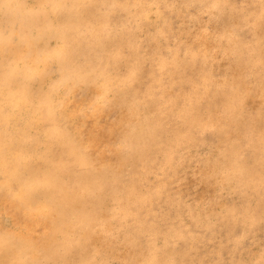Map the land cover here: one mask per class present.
<instances>
[{"label": "rangeland", "instance_id": "obj_1", "mask_svg": "<svg viewBox=\"0 0 264 264\" xmlns=\"http://www.w3.org/2000/svg\"><path fill=\"white\" fill-rule=\"evenodd\" d=\"M73 66L87 85L35 107V93L52 83L54 94L59 69ZM66 141L96 164L95 190L102 176L128 187L117 207L112 185L96 197L104 225L80 213L84 238L75 223L62 228L55 201L79 195L89 175L61 157ZM0 159L10 172L0 264H36L20 259L25 240L54 243L51 264H264V0H0ZM238 161L247 171L233 179ZM45 178L50 188L35 192ZM81 197L88 208L92 197Z\"/></svg>", "mask_w": 264, "mask_h": 264}, {"label": "bare ground", "instance_id": "obj_2", "mask_svg": "<svg viewBox=\"0 0 264 264\" xmlns=\"http://www.w3.org/2000/svg\"><path fill=\"white\" fill-rule=\"evenodd\" d=\"M115 4L117 6L119 3L116 1ZM260 22H258V23H260ZM87 35H88L89 38L93 37V34H91V33L86 31L85 32V36H87ZM73 68H74V66L71 67V68L63 67V68L59 69L60 77H59V80L57 81V83H55L57 88L54 90V92H55L54 94L49 93L51 91V89H52V85H53L52 83H48V87H49L48 90L47 89L46 90L41 89L40 91L35 93V107H37L40 104H43V103L47 102L48 100H50V98H53V99L56 98L57 102H59V103L60 102H64V98L61 96L62 95V93H61L62 89L61 88H63V86H65V85H69V88L71 86L70 96L74 95L75 92L79 91L83 86L87 85V81H86L85 75L74 76L75 74H72V76H70ZM94 68H95L94 71L97 72V76H99L100 80L103 81V85L105 86V89L106 90H107V88L110 89V85H111L110 84V79L112 77H111V71L109 70L107 65L102 66L99 63H97L94 66ZM192 68H193V66H192ZM9 70H11V69H9ZM181 70H183V69H181ZM25 73H27V72H25ZM90 74H91V70H90ZM168 80L171 82L170 84L173 85V84L176 83L177 78L169 77ZM137 92H138L137 88H133L132 91L130 92L134 99L136 97L135 94ZM105 93L106 92H104V94ZM87 97H89L91 99L93 96L87 95ZM99 97H102V96L100 95ZM103 98L105 99V97H103ZM94 99L95 98H93L92 100H94ZM132 108L135 109V105L134 104L132 105ZM11 113L12 114L10 116H14L16 114L15 112H13V110L11 111ZM52 117L50 115V118H51L50 120L53 119ZM55 117H57V115ZM195 125H197V124H193L191 126V131H190L189 136H188V139H189L190 142H192L193 139L195 138L194 133L197 134L196 133V129H195ZM160 134L161 135H165L166 132L163 130V131L160 132ZM123 135L128 137V139H131L133 141L132 143H133L135 149H140L141 148V146H142L141 136L136 134L133 129L128 128ZM55 136L57 137V135H55ZM169 138H167V142L163 145L165 148H169L171 146V145H168L169 142L171 141V140H169ZM227 143L228 144L226 146L229 147L230 153L234 154L233 152H234V149H235V151H237L235 153H237V155H238V152L242 148L241 144L239 143V141L237 142L236 140L232 141L230 139L229 140L227 139ZM64 145H65L64 146L65 147L64 148L65 153L61 157H63L64 159H68V161L71 160L72 155H74L76 158H79L80 161H81V163L79 165V168H81V171H79V172H86L89 175L84 177L85 179H83L84 181H82L83 185L80 188L81 193L79 195H76V193H77L76 192L73 197H69V198H63L62 196H58L55 201L58 202V203H63L64 204L63 211H62V214H61V219H60L62 228L66 224H69V223L74 224L75 223L76 225L80 226V228L83 229L82 233L80 235V238H84V237H88L86 235L87 231H88L87 229H89V226H87L88 225V223H87L88 219H85V217L84 218L83 217L80 218V213L89 212L90 215L92 216V219H93V223L92 224L96 225L98 223L99 226L100 225L102 226V224L104 223L103 219H102L103 218V209L101 207L100 200H97L96 197L98 195H100V193L105 192V191H103V190H105V188H110V185H112V188H113L112 192H114L113 206L117 207V206H119L120 202L123 200L124 195H127L126 192H127L128 187L124 183H120L119 184V182L117 181V178H114L113 183L109 184L108 180L106 179L107 176H104V177L102 176V177H100L102 179L99 180V182H103V183L105 182L106 185L102 184V185L99 186V188L97 190H95L94 182L96 180L94 178V175L91 176L89 172L93 171L94 167H96V164H94V162L92 161L91 156L90 155H84L79 149L74 147V143L73 142L70 143V142L66 141V143ZM6 148H7V144H3L2 147H1V150L5 151ZM45 160H47V159H45ZM133 161L136 164H138V169H140L141 172H147V170H148L147 169V165H146V163H145L143 158L138 156V157H135V159ZM243 167L244 166H243L241 161H238V162L234 163V166L230 170L226 171L227 174H228L227 176L230 175V177H233V179H236L237 176H241L243 174V172L247 171V170L245 171V169ZM9 173L10 172H6L5 171V165L2 163V161L0 159V184H4V186H6V184H8L9 181L6 179L7 178L6 175H8ZM44 173H47V172H44ZM37 179L38 178H35V180H37ZM43 184H45L47 186L46 189L50 188L49 185H48V178L41 179L39 181H35V192H37L38 188L41 185H43ZM91 185H93V187ZM132 187L133 186H131L130 188L132 189ZM135 188H138V187H135ZM136 190L137 189H134V192H136ZM62 191H63V189H61V186H59L56 189V194H58V193H60ZM23 194H25V196H26L27 192L23 193ZM85 194L89 195V197H92L88 208H85L87 206H85V204L83 203L84 197H81V196H84ZM133 195H131V196H133ZM19 196H21V193H19ZM24 198L26 199L27 197H24ZM49 199L52 200L51 197H49ZM49 199H48V197H46V199H44V202H39V203H37V200H35V205L36 204L48 205L51 202V200H49ZM130 199H132V198H130ZM9 242L11 243L12 241L10 240ZM30 244H32V243L30 241H27V240L23 241L20 244L19 249L22 252L21 253L22 256L20 258L21 261L24 260L23 258H27V256L30 254L29 256H30L31 260L33 259L32 261L36 262V264H51V261H49L47 259L48 257H46L47 254H45V253H49V252L52 251L54 243H52V242L49 243L47 247L41 248V250H39L33 244H32V246H30ZM25 263L28 264L27 262H25Z\"/></svg>", "mask_w": 264, "mask_h": 264}]
</instances>
